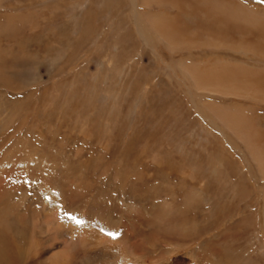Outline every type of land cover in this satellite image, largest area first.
Masks as SVG:
<instances>
[{
  "label": "rangeland",
  "instance_id": "374dc122",
  "mask_svg": "<svg viewBox=\"0 0 264 264\" xmlns=\"http://www.w3.org/2000/svg\"><path fill=\"white\" fill-rule=\"evenodd\" d=\"M20 1L32 6L22 12ZM239 1L264 15V0ZM0 3V264H237L238 240L264 264V172L205 104L236 119L233 103L251 107L242 115L264 134V101L207 93L177 66L264 60L228 47L172 52L154 37L142 49L115 0ZM188 24L183 37L202 38ZM217 25L224 38L245 29L263 41ZM27 64L30 85L19 74ZM250 205L237 236L232 224ZM81 227L109 237L97 255L78 253Z\"/></svg>",
  "mask_w": 264,
  "mask_h": 264
},
{
  "label": "bare ground",
  "instance_id": "6f19581e",
  "mask_svg": "<svg viewBox=\"0 0 264 264\" xmlns=\"http://www.w3.org/2000/svg\"><path fill=\"white\" fill-rule=\"evenodd\" d=\"M22 2L23 1H20L17 7V9L22 12L24 11V9L32 6V4H23ZM115 2L118 3L119 6V10L117 9L118 12L116 10L114 11L117 12L115 14L120 16L121 20H123L121 18V15L129 16L130 20H132V22H134V25L137 27L136 31L141 37L139 44L141 45L142 49H144L143 47L146 44H153L154 37L156 38V41H160L164 49L167 48L172 52H176V50L179 51L180 49L192 50L203 47H228L236 52L253 54L258 58L264 60V23H261L262 21H260V19H262L261 17H263L264 15L262 12H260V10L253 9L250 7V5L248 6L246 4H243L239 0H115ZM0 4L3 5L2 3ZM60 6L64 7L63 5ZM87 8L92 10L90 4H87ZM144 8L148 11H144ZM163 8L166 9V11H157ZM171 9H173L174 11H172ZM5 15L6 17H8V14ZM42 16L48 18V16L51 15L43 12ZM61 16H63V13H61ZM49 19L54 22L57 21V19L53 17ZM203 20H207L210 23L205 24L204 22H202ZM189 22H196L193 27L197 32L203 33L202 38L199 33H193V36L189 40L188 38L183 37V35L185 34V25H188L187 27H192L190 24H188ZM219 22H221L224 26L230 22H234L240 29L246 27L249 28V30H251L253 33L255 30V32L263 36V41L258 39L256 40L253 35L251 36L242 33L245 29L239 30L241 32L240 36L242 37V39L240 40L232 39L231 36H227L224 38L226 30L222 29L221 25L220 27H218L217 24ZM55 25H58L57 28H59L61 25L62 27L67 28L65 22ZM177 66L183 71L182 73H184L187 80L192 83L191 85L196 86L200 90H205V92L207 93H219L229 96L234 95L243 98L245 97L264 101V67L237 62L232 63L229 61L222 62L220 60L212 61L211 63H209V65H206L205 63H197L192 60L178 61ZM32 67L33 65L29 66V64H27L19 73L21 75L20 79L24 85H30V82L35 80L34 74L32 72ZM205 104L206 109H208L207 111H213L218 114V119L223 124L230 127L234 134H237L241 139H243L242 142L245 145L247 144V146L249 147L250 158L255 163H257V165H259L260 171H262L263 173L264 134L263 132H261V128L258 127L255 123L254 117L251 116L250 119H248L247 117H244V115H242V111L245 113L246 111L254 112V110L251 107L241 106L240 104L238 105L236 103H233L234 105H237L234 108L235 111L241 113L239 114L241 115V117H239V119H236L233 118L231 116L233 114H231V117L227 118L224 116V114L228 113L224 110L223 107L217 110L213 103L205 102ZM179 208V210H183V207L179 206ZM179 210L177 209V211ZM184 210V212L188 211L186 208ZM172 219L173 217H171V220ZM187 219L185 222L191 220L188 219L187 221ZM181 222L183 223L184 221ZM178 226H180V224ZM189 227L190 226H188V228H184L187 231L188 229H191ZM85 229L82 228V230H80L81 239L79 244L81 248L80 250L78 249V253L80 252L81 254L83 252L86 256L97 255L95 253L96 251H98V248L101 247L104 243V238L106 237L107 239H109V237L105 235L104 237H102V235L100 234V236L95 235V233L93 232L94 228L88 229L85 227ZM134 229L136 228L134 227ZM188 231L185 233H188ZM191 232L195 231L191 230ZM151 234L153 235V233ZM62 253H64V250L61 252H52L50 254L52 257L51 260L56 261L57 259H59V256ZM31 256L32 255H30V257ZM65 264L68 263L65 262Z\"/></svg>",
  "mask_w": 264,
  "mask_h": 264
},
{
  "label": "crops",
  "instance_id": "0c3cea01",
  "mask_svg": "<svg viewBox=\"0 0 264 264\" xmlns=\"http://www.w3.org/2000/svg\"><path fill=\"white\" fill-rule=\"evenodd\" d=\"M239 195L240 196H238V194H237L236 198L237 197H242L241 193H239ZM251 207L252 206L250 205V206H245V208L243 210L240 209V210H242V213H241V216L239 218V221L236 222L235 224H232V226H233L232 227L233 228V234L235 232L237 234V236H241V235L245 234L246 231L249 229L248 227L250 226L251 222L247 221V219H249V215L253 214L254 211H255V209L250 210ZM233 246L234 245H232L231 248L234 249ZM235 251H236V254H237V257H238L237 258L238 259V263L237 264H262L261 256L263 254H261L259 252V249L258 250L255 249V250H253L251 252V249L248 248L247 244H245L244 242L238 240ZM247 254H249V255H251L253 257V258H251L252 261H250L247 258Z\"/></svg>",
  "mask_w": 264,
  "mask_h": 264
}]
</instances>
